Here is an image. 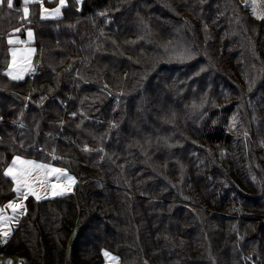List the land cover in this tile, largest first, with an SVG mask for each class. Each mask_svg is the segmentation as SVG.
I'll return each mask as SVG.
<instances>
[{"label": "trees", "instance_id": "obj_1", "mask_svg": "<svg viewBox=\"0 0 264 264\" xmlns=\"http://www.w3.org/2000/svg\"><path fill=\"white\" fill-rule=\"evenodd\" d=\"M81 2L54 18L37 2L27 18L21 0L0 4V201L15 196L4 172L15 155L77 181L29 195L0 252L264 264V18L240 0ZM22 24L39 65L14 80L6 34Z\"/></svg>", "mask_w": 264, "mask_h": 264}, {"label": "rangeland", "instance_id": "obj_2", "mask_svg": "<svg viewBox=\"0 0 264 264\" xmlns=\"http://www.w3.org/2000/svg\"><path fill=\"white\" fill-rule=\"evenodd\" d=\"M67 1L68 0H63V4H61V0H55L54 5L49 7L48 4L45 2V0H31V2L27 5L29 9V13L27 17L30 14V5L33 2H37L39 4V15L41 18L59 17L62 15V9L67 4ZM75 1L77 2L78 6H81L82 0H75ZM21 4H22V11H23L25 7L24 0H21ZM56 9H59L58 13L56 12ZM22 13L24 15V11ZM254 14L258 17L264 16V13H262L261 11H255ZM29 32L32 34L31 36H29ZM10 40L13 42L9 43ZM33 40H34V30L31 26H24V28L19 26L17 28H14V30H12L9 33L7 37V42L9 44V64H8V67L5 68L6 69L5 73L10 78H12V75H21L22 78L20 79H25L29 68L31 70L32 67H34L36 70V67L39 64V56H38L37 49L33 44ZM13 53L15 55H13ZM9 73H12V75H9ZM200 95L201 94L198 93V94L193 95L192 97L195 99V98H199ZM201 100L202 98L199 99V101ZM201 108L202 106L199 108V110ZM16 158H19V160H16ZM14 160H16L15 166H13ZM51 161L48 163L40 162L32 158L22 157L19 154L13 157L12 162L8 166H6L4 172L6 173L10 168L12 169V172L15 175H19L22 170L29 171L32 175V179L29 180V183L31 184L32 189L40 197V199L46 198V197L58 196L56 194L58 192L63 193V194L68 193V192H73L77 184L75 176L69 171V169L59 166L56 163L51 162ZM27 162H32V163L29 164ZM33 165H44L45 168L37 169V168H34ZM48 169H61L64 173H66V176H61V178L57 180L56 175L48 172L47 171ZM45 176H47V179L44 180L42 184L36 182L37 179L43 180ZM69 177H71L72 179L69 180L68 179ZM10 178L12 179L11 176ZM53 185H56L57 187L53 189L52 187ZM12 187H13V190L16 189L17 187L16 180L12 179ZM27 192H28L27 188L21 187V192L20 193L15 192V196L13 199L0 201V210H2L3 216L6 217V219L0 221V241L1 242H3L6 238L4 233L7 232V236H9L12 229L18 223L21 215L25 213V210H26L25 200L26 199L24 198V194ZM29 195H27V197ZM33 197L36 198V196H33ZM9 203L23 205V207L17 208L16 211H13L11 208L8 207ZM102 253H103V258H104L103 264H120L119 257L116 253L109 251L107 249H103ZM105 253H108V255L106 256ZM2 258L6 259L4 260L6 264L9 261L11 262V264H25V262H23L22 259H20L19 257H13L10 254L0 252V260Z\"/></svg>", "mask_w": 264, "mask_h": 264}, {"label": "snow or ice", "instance_id": "obj_3", "mask_svg": "<svg viewBox=\"0 0 264 264\" xmlns=\"http://www.w3.org/2000/svg\"><path fill=\"white\" fill-rule=\"evenodd\" d=\"M4 2H5V0H0V4H2ZM30 2H31V0H24L25 7H24L23 11H24L25 17H27V15L29 13V9H28L27 5ZM6 3H7V6L9 8H12L13 7V0H6ZM61 4H63V0H61ZM56 12L58 13L59 12V9H56ZM262 18H264V17H262ZM31 35L32 34L29 32V36H31ZM12 42L13 41H11V40L9 41V43H12ZM13 55H15V54L13 53ZM9 75H12V73H9ZM20 78H22L21 75H12V79H14V80L15 79H20ZM16 160H19V158H16ZM16 160L13 161V166H15ZM22 163H24V162H22ZM27 163L31 164L32 162H27ZM33 167L34 168H37V169H44L45 168L44 165H33ZM47 171L50 172L51 174H55L57 180H59L61 178V176H66V173H64L61 169H48ZM5 175L11 176L13 180H16L17 181V187L14 190L15 192L20 193L21 192V187H24V188H27L28 189V192L24 194V198L25 199L27 198V195H29V194L30 195H33V196H36L37 199H40V197L32 189V186L29 183V180L32 179V175H31V173L29 171L22 170L19 175H15V174H13L12 169L10 168L5 173ZM46 179H47V176H45L43 178V180L37 179L36 182L42 184L44 182V180H46ZM68 179L71 180L72 178L69 177ZM52 187H53V189H55L57 186L56 185H53ZM56 194L57 195H60V194H63V193H59L58 192ZM8 207L11 208L13 211H16L17 208H22L23 205L9 203ZM4 219H6V217L3 216L2 210H0V221H2ZM4 235L7 236V232H5ZM105 255L107 256L108 253H105ZM113 259H115V258H113ZM7 264H11V262L9 261V262H7Z\"/></svg>", "mask_w": 264, "mask_h": 264}, {"label": "crops", "instance_id": "obj_4", "mask_svg": "<svg viewBox=\"0 0 264 264\" xmlns=\"http://www.w3.org/2000/svg\"><path fill=\"white\" fill-rule=\"evenodd\" d=\"M249 10H250V13H252L254 16H256L255 14H254V12L255 11H261L262 13H264V0H240ZM256 17H258V16H256ZM262 17H264V16H261V17H258V18H262ZM24 26H27L26 24L24 25V24H22L20 27H22V28H24ZM19 27V26H18ZM14 30V29H13ZM8 35H9V32L6 34V40H7V37H8ZM9 64V63H8ZM33 65V64H32ZM31 65V66H32ZM39 65V64H38ZM8 67V66H7ZM34 69V67H32V69L30 70V68H29V70L30 71H32ZM6 70V69H5ZM28 70V73H27V76H28V74H29V71ZM26 76V77H27ZM22 157H24V156H22ZM25 158H28V157H25ZM33 159V158H32ZM12 160H13V158H12ZM12 160L10 161V163L12 162ZM36 160V159H35ZM37 161H39V160H37ZM40 162H42V161H40ZM9 163V164H10ZM8 164V165H9ZM7 165V166H8ZM9 178H10V176H8ZM11 179V178H10ZM12 180V179H11ZM15 192V191H14ZM11 200V199H10ZM13 230V229H12ZM12 232V231H11ZM10 232V233H11ZM8 236H6V238H7ZM5 238V239H6ZM1 242V241H0ZM4 260H6V259H4V258H2L1 260H0V264H6L5 263V261Z\"/></svg>", "mask_w": 264, "mask_h": 264}, {"label": "built area", "instance_id": "obj_5", "mask_svg": "<svg viewBox=\"0 0 264 264\" xmlns=\"http://www.w3.org/2000/svg\"><path fill=\"white\" fill-rule=\"evenodd\" d=\"M34 74H35V71H34V69H33V71H31L30 73H29V77H33L34 76Z\"/></svg>", "mask_w": 264, "mask_h": 264}]
</instances>
